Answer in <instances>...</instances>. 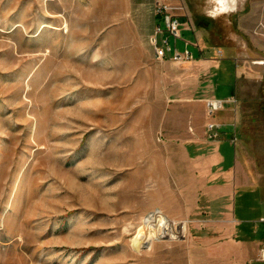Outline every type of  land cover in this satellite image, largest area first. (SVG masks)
I'll return each mask as SVG.
<instances>
[{
	"label": "rangeland",
	"instance_id": "rangeland-1",
	"mask_svg": "<svg viewBox=\"0 0 264 264\" xmlns=\"http://www.w3.org/2000/svg\"><path fill=\"white\" fill-rule=\"evenodd\" d=\"M166 4L195 59L155 57L138 0H0V264H248L195 155L228 139L264 187V0ZM157 212L173 233L140 245Z\"/></svg>",
	"mask_w": 264,
	"mask_h": 264
},
{
	"label": "crops",
	"instance_id": "crops-1",
	"mask_svg": "<svg viewBox=\"0 0 264 264\" xmlns=\"http://www.w3.org/2000/svg\"><path fill=\"white\" fill-rule=\"evenodd\" d=\"M138 1L141 2L144 11L146 10L149 14H152L151 19L154 21L155 30L156 25L160 21L154 10L156 0ZM185 29L183 28L182 33L187 38L184 32ZM179 46L183 48L184 43L179 42ZM262 62L258 61L257 63L264 65ZM235 92L236 88L227 97L233 96ZM215 97L217 96L215 95ZM228 117H230V114L224 113L217 119L222 121L225 126L221 132L224 131L229 134L230 138L231 134L236 133V128L228 121ZM232 117H234L233 114ZM226 142H229V140L213 142L216 147L211 153L200 152L198 156L195 155L201 164L199 171L200 177L203 178L201 182L202 191L209 204L221 205L219 209L221 216L219 218L223 219L222 223L225 226H228L233 238H238L235 240L253 247L254 252L248 264H264V260L261 258V253L264 249V199L260 198L264 187L258 186L255 187L257 189H252L250 186L240 184L238 171H236L240 162L239 154L235 153L232 163L229 164L227 158L223 155V148ZM240 193L246 194V199L242 204V211H239L237 206V199ZM252 199H255V201H251ZM259 200L262 201L259 202Z\"/></svg>",
	"mask_w": 264,
	"mask_h": 264
},
{
	"label": "built area",
	"instance_id": "built-area-1",
	"mask_svg": "<svg viewBox=\"0 0 264 264\" xmlns=\"http://www.w3.org/2000/svg\"><path fill=\"white\" fill-rule=\"evenodd\" d=\"M168 0H156L155 14L160 18L153 34L150 37L154 47V55L158 60L171 59L177 62L195 59L193 47H198L194 43L188 41L183 36V22L178 16L173 14L166 4ZM179 42L184 43V47L179 46ZM198 49V48H197ZM228 100L209 99L207 101L208 115L211 117L224 108ZM217 122H209L207 124V135L210 140H217L220 129ZM264 260V249L261 253Z\"/></svg>",
	"mask_w": 264,
	"mask_h": 264
},
{
	"label": "bare ground",
	"instance_id": "bare-ground-1",
	"mask_svg": "<svg viewBox=\"0 0 264 264\" xmlns=\"http://www.w3.org/2000/svg\"><path fill=\"white\" fill-rule=\"evenodd\" d=\"M152 222L155 223L156 226L157 224H163V229H158V227H155L154 231L144 229L143 231L139 232L136 235L135 239L140 240L138 242L140 243V245L145 244L147 246L151 242V240L162 238L166 234H171V232L173 233V231L169 230L171 229V225L173 224L172 220H168L167 218H165V216L161 212L154 213L150 217L146 218L147 225L148 223L149 225L153 224ZM181 229L184 231L186 230V227L183 225Z\"/></svg>",
	"mask_w": 264,
	"mask_h": 264
},
{
	"label": "trees",
	"instance_id": "trees-1",
	"mask_svg": "<svg viewBox=\"0 0 264 264\" xmlns=\"http://www.w3.org/2000/svg\"><path fill=\"white\" fill-rule=\"evenodd\" d=\"M196 55H197V58H200V54L197 53Z\"/></svg>",
	"mask_w": 264,
	"mask_h": 264
},
{
	"label": "clouds",
	"instance_id": "clouds-1",
	"mask_svg": "<svg viewBox=\"0 0 264 264\" xmlns=\"http://www.w3.org/2000/svg\"><path fill=\"white\" fill-rule=\"evenodd\" d=\"M232 10H234V7H233V9Z\"/></svg>",
	"mask_w": 264,
	"mask_h": 264
}]
</instances>
